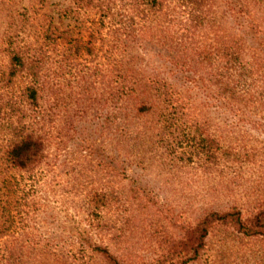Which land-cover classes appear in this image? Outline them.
<instances>
[{
    "label": "rangeland",
    "instance_id": "rangeland-1",
    "mask_svg": "<svg viewBox=\"0 0 264 264\" xmlns=\"http://www.w3.org/2000/svg\"><path fill=\"white\" fill-rule=\"evenodd\" d=\"M74 1L0 0V245L22 250L15 264H105L90 244L126 264L164 261L160 242L182 237L205 211L234 206L247 218L264 203V65L246 82L254 101L241 113L219 109L214 87L198 83L169 110L165 142L136 123L119 136L117 0ZM14 51L38 67L36 104L23 95V74L7 80ZM9 117L43 139L45 158L29 171L1 163ZM205 135L222 156L203 146ZM188 264H264V237L215 227Z\"/></svg>",
    "mask_w": 264,
    "mask_h": 264
},
{
    "label": "trees",
    "instance_id": "trees-1",
    "mask_svg": "<svg viewBox=\"0 0 264 264\" xmlns=\"http://www.w3.org/2000/svg\"><path fill=\"white\" fill-rule=\"evenodd\" d=\"M88 3L91 0L74 1L78 7ZM117 17L119 136L136 123L142 124L147 134H155L159 142H165L160 132L174 124L169 110H175L173 106L187 97L191 100L198 83L214 87L219 109L225 106L241 113L254 101L246 82L260 76L262 69L257 67L264 65V41L259 37L264 29V0H117ZM37 68L18 52L8 54L7 80L23 74V95L31 104H36L43 85ZM12 122L9 117L2 125L7 130V145L1 163L10 169L29 171L45 158L43 139L21 121L15 125ZM198 125L193 128L196 133L200 132ZM201 142L213 148L217 158L225 153L208 135ZM131 193L136 198L142 192L131 189ZM215 227L232 229L243 239H262L264 203L247 218L234 206L225 211H205L193 226L185 227L182 237H167L160 242L159 248L169 254V260L144 264L195 262ZM89 248L105 264H126L103 245L90 244ZM22 254L21 249L10 250L2 244L0 264H15ZM50 264L70 263L55 258Z\"/></svg>",
    "mask_w": 264,
    "mask_h": 264
}]
</instances>
